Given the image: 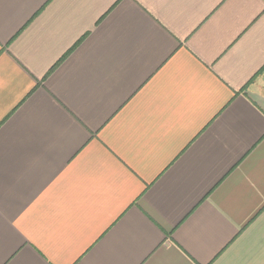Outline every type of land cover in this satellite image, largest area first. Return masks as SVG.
I'll list each match as a JSON object with an SVG mask.
<instances>
[{"label":"crops","instance_id":"crops-1","mask_svg":"<svg viewBox=\"0 0 264 264\" xmlns=\"http://www.w3.org/2000/svg\"><path fill=\"white\" fill-rule=\"evenodd\" d=\"M0 264H264V0H0Z\"/></svg>","mask_w":264,"mask_h":264}]
</instances>
